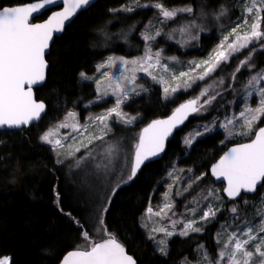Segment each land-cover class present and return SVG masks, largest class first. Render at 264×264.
<instances>
[{"label": "trees", "instance_id": "trees-1", "mask_svg": "<svg viewBox=\"0 0 264 264\" xmlns=\"http://www.w3.org/2000/svg\"><path fill=\"white\" fill-rule=\"evenodd\" d=\"M32 1L35 0H0V8ZM130 1L98 0L87 10L80 12L66 26L64 32L54 38L46 56V80L34 90L35 99L46 105L41 121L27 129L0 131V141H3L0 143V257H11L12 264H53L56 257L73 250L77 243H83L79 233L84 230L88 231L93 240L107 238L98 217L102 206L108 204L107 197L112 196V191H109L96 209L85 206L80 192L76 189L77 183L72 180L75 173L73 159L56 163L51 146L40 143L39 136L53 127L68 111H78L82 119L88 112L84 104L94 98L95 90L93 84L79 79L81 71L91 75L95 64L110 54L132 56L142 53L141 47H144V43L136 35L156 12L152 8H139L130 15L109 11L118 9ZM238 1L164 0V3L168 7L201 5L211 8L214 13L223 5L228 9V14L219 20L222 24H227L238 10ZM142 2L146 3L148 0ZM50 12L51 10L44 12L35 21L43 20ZM119 17H125L126 23L118 24L116 21ZM132 20L136 34L130 40L131 44L136 46L133 51L128 52L124 44L113 39V33L114 28L127 25ZM214 24L208 32L217 30L212 29ZM213 42L211 37L203 35L196 50L182 53L175 45H169L168 50L176 52L181 58L204 57L203 51ZM248 51L249 49L242 50L229 62L222 63L207 79L198 81L194 88L177 94L168 103L161 102L159 87L147 82L150 89L148 94L134 98L125 106L126 111L138 114L140 119L134 126L121 127L118 130L130 132L137 143L140 130L150 121L165 117L180 104L193 100L210 82L213 81V84L221 79L224 81L222 85L217 83L215 88L209 89L208 95L204 96L208 99L209 96L219 93L216 99L206 106L205 113L200 117H196V113L189 117L166 141L161 156L142 165L137 176L129 183L122 184L112 196L109 210L104 215L106 229L114 234L136 264H181L185 257L188 260L195 258V250L199 245H204L210 255H214V233L225 211L233 205H239L241 199L251 202L260 197L264 187H259L253 195H241L237 200L226 198L225 210L219 215L218 221L206 225L200 234L172 237L168 241L166 257L154 252L151 240L146 237L139 224L146 209L159 201L164 191V176L170 164L174 163L176 167L202 175L201 182L208 183L213 181L208 173L210 165L227 146L238 143L230 141L227 146L221 144L223 135L219 131L198 138L187 151L181 140L184 131L194 122L207 121L214 115L227 112L231 103L241 93L248 77L264 68V51H257L251 61L256 68L249 72L247 67H244L233 79L232 74L239 60L243 59ZM262 124L264 117L257 127ZM57 194L60 198L59 207L56 203ZM64 213H71L85 227L78 228ZM97 234L101 238L96 239Z\"/></svg>", "mask_w": 264, "mask_h": 264}, {"label": "snow or ice", "instance_id": "snow-or-ice-1", "mask_svg": "<svg viewBox=\"0 0 264 264\" xmlns=\"http://www.w3.org/2000/svg\"><path fill=\"white\" fill-rule=\"evenodd\" d=\"M60 0H35V2L25 6L4 7L0 9V128L22 129L27 127L31 122L41 119L42 113L46 110L44 102H37L33 98V86L42 83L46 79L47 63L45 60V50L49 47V42L53 39V34L61 32L65 27V22L81 8H86L92 4V0H62L63 11L53 12L47 21L43 23H31L30 19L34 13L59 3ZM243 12L241 17L243 22L237 23L227 35L223 37L220 44L213 50V54L208 60L195 64L196 69L203 68V72L197 74L196 79L205 80L209 77L222 62H229L230 59L241 53L242 50L249 49L248 54L241 60L233 72V79L236 73L242 68L247 67L249 72L256 68L253 60V54L257 51H264V0H241ZM152 8L156 12V23L160 25L172 21H181L178 29L181 35L188 38V41L199 40L200 33L204 31L203 24L200 22L207 14L201 9L199 15L191 5L182 7H168L164 0H131L128 5H123L119 9H109L110 12H134L136 9ZM252 14V20L249 24L247 14ZM228 14V9L221 5L219 10L212 15L217 20ZM244 25H248L247 30L242 34L239 31ZM163 33L162 27H156L153 21H149L145 30L140 34L144 41V53L135 59H127L122 56L109 55L96 66V71L102 77L106 78L107 84L102 85V81L97 79V97L103 99L109 95L115 97L114 106L106 109L103 113L96 116H89V124L101 125V133L84 137L81 129L87 130L88 125H81L77 120V113L68 111L63 122L49 128L40 137V142L51 146L53 152L57 155L56 163H63L59 157L65 155V158L75 156L81 148L89 149L95 141L101 144L89 149L88 155L80 157L77 161L87 160L89 157L96 161L97 155L102 159L97 162L96 169H103L105 173L111 170L113 161L117 158L119 148L105 141V136L111 131L109 120L115 116L117 122L126 125L133 123L136 116H129L123 112L122 104L128 101L132 95H140L147 89L137 83V72L142 71L150 77L153 82L165 84L166 80L179 81L189 77V72H180L168 77L169 65L162 63L167 60L170 63L176 62L175 57H164L163 50H154L153 44ZM171 39L170 33H163ZM230 37H234L229 41ZM258 45V47H256ZM114 66H123V71L119 76L114 73L103 71L104 69L113 68ZM163 69L164 74H160L156 69ZM190 71H195L192 69ZM130 72L131 75H125ZM81 80L92 79L87 73H79ZM195 82V81H192ZM184 83L190 86L187 80ZM222 85L223 79L208 85L203 89L198 97L181 104L175 109L172 116L166 120H153L145 127L139 135V141L134 145V153L130 160V170L127 171L126 179H121L112 188V196L116 194L122 184H127L136 176L141 166L151 157L159 155L164 150V141L171 134L177 123H182L190 113H199L205 105H210L216 99V95H211L208 99L200 103V97L208 95L209 89H214L216 84ZM178 87H164L165 98H169L171 91L175 93ZM245 95V108L241 111L238 119L226 118L220 127L225 131L226 138L235 135L249 136L254 138L250 142L232 147L226 152L219 161L211 168V173L218 180L223 179L227 182L223 188V193L230 199L235 200L241 196V193H254L258 187H264V127H259L254 131L257 121L264 117V68L255 71L243 85ZM255 95L258 102L255 107H249L247 101ZM96 102V101H93ZM60 128H71L72 131L78 132L81 139L73 138V143H79L78 147L73 149L72 144H65L67 137L60 138L58 130ZM239 129V130H237ZM206 131L211 129L206 128ZM203 133L197 132L196 135ZM85 140L87 142H85ZM3 143V141H0ZM184 143L191 146L192 140L185 137ZM67 149L65 153L62 150ZM99 149V151H97ZM2 159V157H0ZM128 167V158H125L124 171ZM191 171V170H189ZM171 176L172 173H169ZM203 177H195L196 181ZM191 188V184H189ZM187 190V189H185ZM179 194V193H177ZM112 196L107 197L108 204L103 205L101 214L98 217L99 224L104 227V235L107 237L102 240H93L87 230L79 233L83 243H77L76 247L66 253L56 257L58 264H136L134 258L126 253L124 246L118 242L114 234L106 229L104 215L109 210ZM215 197L220 201L218 193L209 190L202 198L208 200ZM167 200V194H166ZM222 203V201H220ZM57 207H59L60 198L57 194ZM245 205L248 200L244 199ZM175 206L171 202H166L158 211H153L151 207L147 209V215L157 216L161 219L168 218V213L172 212ZM63 212V209H61ZM195 215L197 209H189ZM202 215L199 219L172 220L168 226L153 227L152 233H162L163 237L157 239L156 235H149L148 239L154 241L157 245V251L161 256L168 255V239L173 235L187 237L190 233L203 232L204 224L215 220L217 213L220 211L212 203L207 205L206 210L201 209ZM239 208L233 205L230 209L231 219L233 222L240 219ZM69 216L78 228H84L80 220L73 217L71 213H64ZM175 215L174 212H172ZM255 215L259 217L258 222L245 219L236 224L235 230L228 231L230 224H222L217 238V256L212 259L210 253L204 245H199L198 259L195 264H264V195L260 197V203L256 207ZM182 223V229L176 233V225ZM147 227V224L144 225ZM169 228L173 230H169ZM100 229H97L99 232ZM56 260L53 264H56ZM0 264H12L11 257H0ZM181 264H193V261L187 257L181 261Z\"/></svg>", "mask_w": 264, "mask_h": 264}, {"label": "rangeland", "instance_id": "rangeland-1", "mask_svg": "<svg viewBox=\"0 0 264 264\" xmlns=\"http://www.w3.org/2000/svg\"><path fill=\"white\" fill-rule=\"evenodd\" d=\"M130 2L126 3L125 5H128ZM238 2H239L238 6H237L238 10L234 14V18L232 17V19L229 20V22L227 24H225V23L222 24L220 22L221 20H217L215 18V16L212 15V13H214V11L211 8L202 7L201 5L194 6L193 8L195 9V12L197 15H199L202 8L205 11V13L207 14L200 21L203 24L204 31H202L200 33L199 40H196V41H190L189 42L188 38L186 36L181 35L179 33L178 29H179L180 23H181V21H179V18H178V21H172V22H169V23L164 24V25H160V24L156 23V15L148 20V22L150 20L153 21V23L156 24V27H162L163 33H170L171 34V39H169L166 35H164L162 33V35L160 37H158L157 40L153 44L154 50H161V49L163 50V56L164 57H175L176 58V62H174V63H170L167 60H162V63L169 65V71L166 75L168 77H170L172 74L178 75L180 72L183 71V72H189V77H185L179 81L166 80L165 84L162 85L160 83L153 82L151 80V78L146 76L142 71L137 72V77H138L137 83L140 85H143L147 89V91L141 92L140 95H134L133 94L132 97L128 101H126L124 104H122V106H121L123 112L127 113L130 117L131 116L137 117L133 121V123L126 125L122 122H117V118L115 116H113L109 120V125L111 128V131H109L108 135L105 136V141H107L108 143L113 144L119 148L117 158L113 161V165H112L111 170L109 172L105 173V171L102 168L99 170L96 169V167H95L96 163L100 162L102 159L99 155H97L96 161H93L89 157L87 160L80 161L79 166H77V161L79 160V158L87 156L89 149L94 148L97 145H100L101 144L100 141H95L93 145H89V149L81 148V150L79 152H76L75 156H73V157L65 158V155H61L59 157L63 161L73 159L74 172L75 173H74V176H72V180H73V183H74V181H76V183H77L76 189L80 192L79 193V195L81 196L80 198H82V200L85 202V204H86L85 206H88L90 208L92 207V208L96 209L99 206V204L107 197V194L109 193V191L110 190L112 191V188L115 187L116 183L119 182L121 179L127 178L126 173L128 170H130V160H131V156H132L133 151H134V145L136 143L134 142L133 136L130 132L119 131L118 128L134 126L137 123V121L140 119V116L138 114H132L129 111H126L125 106L127 104H129L134 98L141 96V95H147L148 94L150 89H149V86L147 85V82L154 84L157 87H159V89H160V95H159L160 100L164 104L172 101L177 94H179L181 92H186V91L194 88L195 84L197 85V82L201 81L199 79H196L197 74H200L203 72V68L196 69L195 64L199 63L201 61L208 60L209 57L213 54V50L217 48V46L220 44L223 37L228 34V32L231 30V28L234 27L237 23L243 22L242 17H241V13L243 12L242 2H241V0H239ZM179 7H182V6H179ZM118 13L123 14V15L133 14V12L128 13V12H122V11L118 12ZM247 19H248V22L250 24L251 20H252V14L251 13L247 14ZM134 20L129 22L127 25L125 24L122 26H118L117 28H114V33H113V35H114L113 39L118 40L119 43H121V44H124L126 51H128V52L133 51L135 49V46H136V45L133 46V44H131V40H130V39H132L133 35L136 34V32H134V27L132 24V22ZM116 22H118V24H124V23H126V19H125V17H119ZM148 22L146 23L145 27L148 25ZM214 23H216V24H214ZM213 24H214V27H212V29L217 28V30L211 31V33H210L208 31ZM145 27L142 28L136 35L139 38V40H141L143 43H144V41L141 39L140 34L145 30ZM262 27H264V22H262ZM247 28H248V25H244V27H242L239 31L242 34L245 30H247ZM203 35H208V37H211V39H213V41H214L213 43H211L209 45L210 46L209 48H207L203 51V53H205L204 57L181 58V57H178L176 55V52L173 53L170 50H168L169 45L177 46L182 53L183 52H191L192 50H196V46L199 44L200 38ZM232 39H234V37H230L229 41H231ZM141 50H143L142 53H140L138 55H132V56L131 55L130 56L125 55V54H110V55L122 56V57H125L127 59H135L136 57L143 55L144 47H141ZM106 58H107V56L95 64L94 72L91 75H89L90 77H92V79L81 80V78L79 76V79L81 81L93 84L94 90H95L94 98L84 104V108L87 109L88 112L84 115L83 119L81 118V115L78 111H74L77 113V120L79 121V123L81 125H88L86 131L84 129H81V132H83L84 137L91 136L93 134H100L101 133V125L98 122L94 125L89 124V121H88L89 116L99 115V114L103 113L106 109L113 107L114 103H115V97L114 96L109 95L107 97H104L103 99H98V97H97V85L95 83V80H97V79L101 80L102 85H106L107 80H106V78L102 77L99 73H97L96 66L101 61L105 60ZM222 63H225V62H222ZM192 69H195V71H190ZM103 71H108L109 73H114L115 76H119L120 72L123 71V66H114L113 68L104 69ZM156 71L160 74H164L163 69L158 68V69H156ZM125 75H131V73L125 72ZM207 78L208 77H206L205 79H207ZM184 80H187L189 82L190 86L186 85L184 83ZM192 81H195V82H192ZM212 82H210L209 84H212ZM177 86H179L178 90L175 93H172L170 91L168 94L169 98L166 99L165 94L163 92V88L164 87L172 88V87H177ZM199 95L200 94H198L196 97H198ZM244 95H245V92H244V88H243L241 90V93L239 94V96H237V98L231 103L230 109L227 112H224V113L218 114V115H214L213 117H211L207 121H196L190 127H188L184 131V134H183L182 140H181V143H182L183 147L186 149V151L189 150L191 146H188L184 143L185 137H188L189 139H191L192 144H193V142H195V140H197L198 138H202L205 135L216 132V131H219L223 135L222 136L223 140H222L221 144L226 145V146H227L228 142H230V141L243 142V141L251 139V137L253 135H249V136L235 135V136H232L231 138H226L225 131L220 127V125L225 122L226 118H234V119L239 118L241 111H243L245 108V101L243 99ZM206 99L207 98H205L204 96H201L200 97V103H202ZM93 101H96V102H93ZM257 102H258V97L253 95V97H250L248 99L247 105L249 107H255ZM206 106L207 105H205L204 108L201 109V111L199 113H196L197 114L196 117H200L205 113L204 111L206 109ZM66 115H67V113H66ZM65 116L61 120H59L55 125H57L60 122H63L65 120ZM259 122L260 121L256 122L254 131L256 130ZM55 125L51 128H54ZM206 128L211 129V131H206L205 130ZM47 130H45L44 132H46ZM237 130H239V129H237ZM44 132H42L40 134V136ZM197 132H200L203 134L202 135H196ZM58 136L60 138L67 137V139L64 140V143L66 145L72 144L73 149L75 147L79 146L78 142L73 143V138L74 137L77 138V141H79V139L82 138L80 133L72 131L71 128H60L58 130ZM39 142H40V139H39ZM85 142H87V141L85 140ZM42 144H44V143H42ZM44 145H48V144H44ZM62 151H64L66 153L68 150L65 149ZM97 151H99V149H97ZM80 152H82V154H79ZM54 157H55V161H56L57 155L55 152H54ZM126 157L128 158V167H127V169L122 171L121 169H124ZM169 173H172V175L170 176ZM199 176H202V175H197L193 171H189V170L186 171L184 168L176 167V165L174 163L170 164V166L168 167L166 174L164 176V191L160 195L159 201L155 205L149 206V207H151L153 209V211H158L159 208L161 206H163L166 202H171L175 206L172 210V212H174L175 215H173L172 212H169L168 218H165V219H161L160 217H157V216L149 217L146 214L147 209L149 208L148 207L145 211V214L139 220L140 227L145 231L147 238L149 237V235H156L157 239L162 238L163 237L162 233H152L151 229L153 227L168 226L171 224L172 220H188V219H197L198 220L199 217L202 215V211H200V210L201 209L206 210L207 205L209 203H212L216 208L220 209V211L216 215L215 220H213V221H216V220L218 221L219 215L223 212V210H225L226 198L222 194L223 186L221 184H216L213 181L208 182V183L207 182L203 183V182H201V180L196 181L194 178L199 177ZM189 184H191V188H189ZM185 189H187V190H185ZM209 190H212L214 193H218L220 196V201H222V203L220 201H217L215 199V197H210L208 200H204L202 197L204 195H206ZM177 193H179V194H177ZM166 194H167V200H166ZM262 195H264V188L261 191L260 197ZM260 197L257 200L248 202L247 205H245L244 199H241L239 205H236L240 210L239 211L240 219L235 221V222H233L231 219V215H232L230 212L231 207L225 211V214H224L222 220L219 222V225H218V227L214 233L215 252L213 253L214 255L211 254L212 259H215L217 256L218 248H217V242L216 241L218 238L217 234L221 230L220 226L222 224H226V223L230 224L231 227L228 229V231H232V230H235L236 224L241 223L245 219L252 220L254 223L258 222L259 217L255 215V212H256V207L260 203ZM192 208L197 209L195 215H193V213L191 211H189V209H192ZM213 221H211V222H213ZM211 222L204 224L203 227L210 224ZM145 224H147V227L144 226ZM182 227H183V224L178 223L176 225L174 231L176 233H178L182 229ZM169 230H173V229L169 228ZM200 233H202V232H200ZM200 233H197V234H200ZM176 235H178V234H176ZM176 235H173L172 237H174ZM96 236H97L96 239L101 238V236H99V234H97ZM178 236H180V235H178ZM171 238H169L168 241ZM151 242H152V245L154 248V252L157 254H160L156 250L157 245L154 243V241L151 240ZM198 247L195 250V256H194L195 258L191 260V261H193V264H195V261L198 259V252H197Z\"/></svg>", "mask_w": 264, "mask_h": 264}, {"label": "water", "instance_id": "water-1", "mask_svg": "<svg viewBox=\"0 0 264 264\" xmlns=\"http://www.w3.org/2000/svg\"><path fill=\"white\" fill-rule=\"evenodd\" d=\"M97 1H98V0H92V4H91V5H93V4H94L95 2H97ZM33 2H35V1L28 2V3H24V4H18V5H12V6H5V7L25 6V5L31 4V3H33ZM91 5H90V6H91ZM90 6H88V7H86V8H81L80 10H78L77 13H76L75 15H73L68 21L65 22V27H64V29H63L61 32H56V33L53 34V39L49 42V47L45 50V60H46V56L49 54L50 47H51V44H52L54 38L60 36V35L64 32L66 26L69 25V24L71 23V21H72V20H73V19H74V18H75L80 12H82V11H84V10H87ZM2 8H4V7H2ZM2 8H0V9H2ZM48 10H51V12H50V13H49V14H48L43 20H41V21H35V19H36L37 17H39L40 15H42L44 12H46V11H48ZM57 11H63V2H62V0H60V2L57 3V4H54V5H52V6H47L45 9L40 10L38 13H34V14H33V17L30 19V22H31V23H43V22H45V21L48 20V18L53 14V12H57ZM46 63H47V62H46ZM47 70H48V63H47V68H46V75H47ZM45 80H46V79H45ZM44 82H45V81H43L42 83H39V84L33 86V98H34V99H35L34 90H35L36 88H39L41 85H43ZM35 100H36V99H35ZM36 101H37V102H42V101H38V100H36ZM186 102H188V101H186ZM186 102H184V103H186ZM184 103H182V104H184ZM180 105H181V104H180ZM180 105H179V106H180ZM179 106H177L176 108H178ZM176 108H175V109H176ZM175 109H174L171 113H169V115H167V116H165V117H162V118H156V119H153V120H166V119H168L170 116H172V114H173V112L175 111ZM45 111H46V110H45ZM44 113H45V112H44ZM44 113H42L41 119H42ZM192 114H193V113H190V114L187 116V118L183 120L182 123H177V126L174 127V128L172 129L171 134L165 139V141H164V147H165V143H166V141L172 136V134L174 133V131H175L176 129H178L179 127H181V126L186 122V120H187L189 117H191ZM41 119H39V120H37V121H33V122H31L30 125H28L27 127H22V129H27V128H29L30 126H33V125L38 124V123L41 121ZM153 120H152V121H153ZM152 121H150L148 124H146V125L140 130V133H141L142 130H143L145 127H147ZM259 127H264V124L260 125ZM259 127H258V128H259ZM258 128H257L256 130H258ZM10 130H20V129H7V128H0V131H10ZM140 133H139V135H140ZM253 138H254V133H253V136L251 137V139H253ZM251 139H249V140H247V141L240 142V143H235V144H232V145L228 146L227 148H225V150L222 152V154L219 156V158H218L216 161H214V162L210 165V167H209V169H208V173H209V175L211 176V178L213 179L214 183H216V184H221V185L223 186V188L226 187V185H227V182L224 181L222 178L218 180L216 177H214V176L212 175V173H211V168H212V166H213L214 164H216V163L219 161V159H220V158H221L226 152L229 151V149H231L232 147H236V146H238V145H240V144L248 143V142L251 141ZM138 141H139V136H138L137 143H138ZM162 152H163V151H162ZM162 152H160L159 155H157V156H155V157H151L148 161L155 160V159L159 158V157L161 156ZM133 153H134V152H133ZM148 161H145V163L148 162ZM223 188H222V193H223ZM258 188H259V187H258ZM255 193H256V192H254V193H244V192H242L241 195H253V194H255ZM223 195H224L225 198L229 199L224 193H223ZM239 198H240V197H237L235 200H237V199H239ZM229 200H230V199H229ZM124 248H125V247H124ZM125 250H126V248H125ZM126 253H127L128 255H130L127 251H126ZM130 256H131V255H130Z\"/></svg>", "mask_w": 264, "mask_h": 264}]
</instances>
